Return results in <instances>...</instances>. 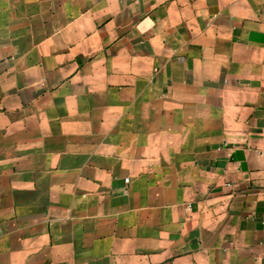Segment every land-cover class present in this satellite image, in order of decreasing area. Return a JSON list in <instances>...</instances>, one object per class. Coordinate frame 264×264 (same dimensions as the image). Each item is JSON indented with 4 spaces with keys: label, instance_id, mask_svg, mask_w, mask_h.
I'll use <instances>...</instances> for the list:
<instances>
[{
    "label": "crops",
    "instance_id": "crops-1",
    "mask_svg": "<svg viewBox=\"0 0 264 264\" xmlns=\"http://www.w3.org/2000/svg\"><path fill=\"white\" fill-rule=\"evenodd\" d=\"M0 264H264V0H0Z\"/></svg>",
    "mask_w": 264,
    "mask_h": 264
},
{
    "label": "built area",
    "instance_id": "built-area-1",
    "mask_svg": "<svg viewBox=\"0 0 264 264\" xmlns=\"http://www.w3.org/2000/svg\"><path fill=\"white\" fill-rule=\"evenodd\" d=\"M127 181H128V179H127Z\"/></svg>",
    "mask_w": 264,
    "mask_h": 264
}]
</instances>
